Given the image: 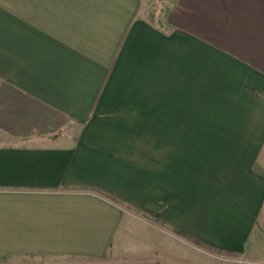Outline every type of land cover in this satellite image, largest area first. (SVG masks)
I'll use <instances>...</instances> for the list:
<instances>
[{
  "label": "crops",
  "instance_id": "1",
  "mask_svg": "<svg viewBox=\"0 0 264 264\" xmlns=\"http://www.w3.org/2000/svg\"><path fill=\"white\" fill-rule=\"evenodd\" d=\"M159 1L0 0L1 264H264V0Z\"/></svg>",
  "mask_w": 264,
  "mask_h": 264
},
{
  "label": "rangeland",
  "instance_id": "2",
  "mask_svg": "<svg viewBox=\"0 0 264 264\" xmlns=\"http://www.w3.org/2000/svg\"><path fill=\"white\" fill-rule=\"evenodd\" d=\"M162 1L164 2L166 0H161V2ZM142 5H143L142 6V11H143V14H144V16L146 18H148L150 21H153V22L160 21L161 12L159 10V7H160V1L159 0H143V4ZM138 214L141 215L140 213H138ZM262 219H264V215H263ZM148 228H152V225L149 226ZM171 230H172L173 234L170 233V235H172L173 237L175 236V238L184 240L186 242L190 241V242L193 243V245H197L198 247H201L202 250H207L209 252H216V255H219V254L220 255H233L231 252L226 251V250H222L223 252L222 251L217 252L211 247H206L203 243L196 242L195 240H193L190 237L186 236L182 232L177 231L176 229H171ZM256 230H257L256 232L257 233L259 232L258 234H260V236H262L263 235V231H264V226L262 228V227H260L258 225ZM261 230H263V231H261ZM139 234L143 235V233L140 232V231H139ZM160 234H161V236H160ZM148 237H151L153 241L157 240V237L158 238H161V237L163 238L162 233L161 232L159 233L158 231H155V230L150 231L149 234H148ZM262 253H264V252H262ZM1 262L2 261L0 260V264H1Z\"/></svg>",
  "mask_w": 264,
  "mask_h": 264
},
{
  "label": "trees",
  "instance_id": "3",
  "mask_svg": "<svg viewBox=\"0 0 264 264\" xmlns=\"http://www.w3.org/2000/svg\"><path fill=\"white\" fill-rule=\"evenodd\" d=\"M177 231H180V230H177ZM180 232H182V231H180ZM183 234H185L186 236H188V237H190L191 239H193V240H195L196 242H198V243H203L202 241H200V240H198L197 238H195V237H193V236H191V235H189V234H187V233H185V232H182ZM204 245H206L205 243H203ZM207 246V245H206ZM209 247V246H208ZM215 251H217V252H220V251H222V250H217V249H215V248H213ZM223 252V251H222Z\"/></svg>",
  "mask_w": 264,
  "mask_h": 264
}]
</instances>
